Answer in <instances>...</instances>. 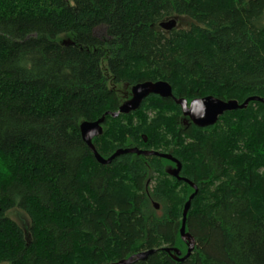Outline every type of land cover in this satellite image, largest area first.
<instances>
[{"label":"trees","instance_id":"1","mask_svg":"<svg viewBox=\"0 0 264 264\" xmlns=\"http://www.w3.org/2000/svg\"><path fill=\"white\" fill-rule=\"evenodd\" d=\"M171 19L189 24L166 32ZM146 82L189 104L264 100V0H0V264H117L149 251L133 264H264V103L207 128L157 95L106 116ZM103 116L102 158L168 154L198 189L184 261L194 189L160 157L101 165L80 126Z\"/></svg>","mask_w":264,"mask_h":264},{"label":"water","instance_id":"2","mask_svg":"<svg viewBox=\"0 0 264 264\" xmlns=\"http://www.w3.org/2000/svg\"><path fill=\"white\" fill-rule=\"evenodd\" d=\"M178 19H171L166 20L165 22L160 23V27L164 29L166 32L171 31L174 28L178 27ZM150 95H157L160 98L168 99L173 98L177 105L181 106V110L183 111L184 116L191 121L194 125H196L199 128H207L214 126L220 117H222L227 112L236 111L239 109H245V107H248V103L250 101H259L264 103V100H261L259 98H250L248 99L243 105H239L236 101H229V102H223L221 100H218L214 97H206L204 99H196L193 100L190 104L185 99H175L173 97L172 88L170 85H168L165 82H146L139 85H135V87L132 88V97L130 100H127L123 103V105L120 107L118 112L115 113H107L106 116L110 115L113 118L119 117L121 114H130L133 111H136L141 106L143 100L146 99V97H149ZM106 116H103L101 119L94 123L85 122L83 123L81 127V134H82V140L88 145V147L91 149L92 153H94L95 158L101 165H107L110 164L114 159L117 157L120 158V156L123 155H138V156H156L163 159H167L171 161V163H175L176 167L169 171L171 176L176 177L177 179L184 180L186 183H188L191 188L194 189V194L190 196L188 202L185 205L184 213L183 214V222L181 226V237L182 241L188 243V253L186 257L182 259H178L175 257V260L184 261L186 258H188L191 255V252L194 249L195 243L190 237L189 234L186 233V219H187V213L190 210L191 207V200L195 198V196L198 193V189L195 185L190 183V181L179 178L182 166L178 160L173 158L171 155L168 154H160L159 152L154 151H142L138 148H129L125 150H118L116 153L109 159L102 158L98 153H96V149L93 145V138L99 137L103 134L102 126L106 120ZM186 122V121H185ZM155 208L158 210L159 206L156 204ZM154 251H149L147 253L138 254L135 257H131L130 259L126 261H122L117 264H133L135 261L139 260H145L147 257L153 253ZM176 254H179V251L176 252Z\"/></svg>","mask_w":264,"mask_h":264},{"label":"rangeland","instance_id":"3","mask_svg":"<svg viewBox=\"0 0 264 264\" xmlns=\"http://www.w3.org/2000/svg\"><path fill=\"white\" fill-rule=\"evenodd\" d=\"M177 22H178V25L180 24V23H184V25H186V24H189L188 23V21H181V22H179L178 20H177ZM105 33V31H104V29H98L97 31H96V34L95 35H97V36H99V37H103L104 34ZM61 39H63L64 41H66L67 40V37H65V36H61ZM169 112H171V111H169ZM152 114H154V113H151V111L149 112V116L151 117V115ZM157 204V203H156ZM156 204H154V205H156ZM158 206H159V204H157ZM159 209H160V206H159ZM158 209V210H159ZM10 216H11V218H13L15 221H17L22 227H24V228H26V227H28V224H29V219H28V217L24 214V213H22V212H20V211H13V212H11L10 213Z\"/></svg>","mask_w":264,"mask_h":264},{"label":"flooded vegetation","instance_id":"4","mask_svg":"<svg viewBox=\"0 0 264 264\" xmlns=\"http://www.w3.org/2000/svg\"><path fill=\"white\" fill-rule=\"evenodd\" d=\"M131 95H132V94H131ZM129 99H130V98H129ZM129 99H128V100H129Z\"/></svg>","mask_w":264,"mask_h":264}]
</instances>
